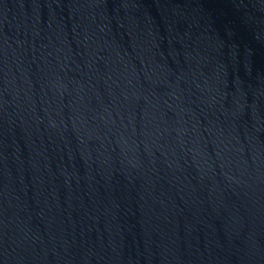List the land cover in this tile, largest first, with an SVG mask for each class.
<instances>
[{"label":"water","instance_id":"1","mask_svg":"<svg viewBox=\"0 0 264 264\" xmlns=\"http://www.w3.org/2000/svg\"><path fill=\"white\" fill-rule=\"evenodd\" d=\"M0 264H264V0H0Z\"/></svg>","mask_w":264,"mask_h":264}]
</instances>
